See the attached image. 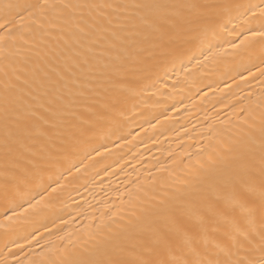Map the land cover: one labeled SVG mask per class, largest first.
Instances as JSON below:
<instances>
[{
	"label": "snow or ice",
	"instance_id": "snow-or-ice-1",
	"mask_svg": "<svg viewBox=\"0 0 264 264\" xmlns=\"http://www.w3.org/2000/svg\"><path fill=\"white\" fill-rule=\"evenodd\" d=\"M239 10L248 35L237 43L226 34L235 32V25H228ZM114 20L131 38L125 62L109 81L125 100L135 96L136 86L154 87L152 76L166 75L170 59L199 62L198 55L211 53L215 42L241 52L257 44L264 48V0H0V57L14 55L9 44L35 43L50 28H59L62 36L67 26L87 37L86 28L101 27L119 39ZM254 68L248 69L249 76L264 85V56ZM62 80L56 74L51 87ZM253 95L243 98L248 103L234 113L238 118L232 129H209V142L188 154L182 176L169 174L158 185L127 190L121 207L108 208L99 223L69 240L70 247L51 249L45 264H264V87L255 100ZM120 103L106 101L87 113H70L62 126L46 117L15 132L5 108L0 228L5 221H24L29 212L38 215L53 206L65 188V172L76 167H58L72 151L90 143L103 127L112 135L123 132L127 117ZM56 111L68 109L61 105Z\"/></svg>",
	"mask_w": 264,
	"mask_h": 264
},
{
	"label": "bare ground",
	"instance_id": "bare-ground-1",
	"mask_svg": "<svg viewBox=\"0 0 264 264\" xmlns=\"http://www.w3.org/2000/svg\"><path fill=\"white\" fill-rule=\"evenodd\" d=\"M241 12L232 13L228 27L235 25V32L226 34L237 43L248 35ZM112 30L119 39H113L112 31H102L101 27L86 28L87 37L67 26L62 36L59 28H50L49 34L35 43L9 44L14 55L0 57V161L6 107L13 132L46 117L62 126L70 113H87L106 101L120 100L118 107L126 111L127 117L122 133L112 135L107 127L99 129L90 143L74 149L58 166L63 170L76 164L71 174L65 172L61 181L65 188L56 194L58 199L52 207L38 215L29 212L24 221L4 222L5 227L0 228V261L45 264L53 255L51 249L70 247L69 240H77L99 223L108 208L121 207V200H127V190L158 185L169 174L173 178L182 176L189 164L188 154L209 142V129H232L238 118L234 113L248 103L243 98L252 92L255 100L264 87L248 74V69L255 72L254 66L260 65L264 48L257 44L241 52L215 42L211 53L198 55L199 62L189 63L183 56L170 59L166 75L160 71L152 76L154 87L136 86L135 96L125 100L121 91L111 90L109 81L116 75V66L125 62L131 38L119 31L115 20ZM56 74L63 80L52 88ZM8 84L12 87L5 91ZM61 105L68 111L57 112ZM121 134L126 139H119Z\"/></svg>",
	"mask_w": 264,
	"mask_h": 264
}]
</instances>
